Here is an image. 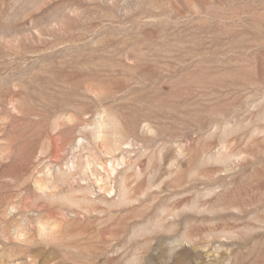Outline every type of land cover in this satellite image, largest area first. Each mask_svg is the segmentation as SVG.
<instances>
[{
	"label": "rangeland",
	"instance_id": "obj_1",
	"mask_svg": "<svg viewBox=\"0 0 264 264\" xmlns=\"http://www.w3.org/2000/svg\"><path fill=\"white\" fill-rule=\"evenodd\" d=\"M0 264H264V0H0Z\"/></svg>",
	"mask_w": 264,
	"mask_h": 264
}]
</instances>
